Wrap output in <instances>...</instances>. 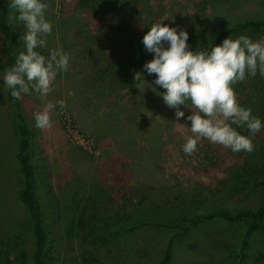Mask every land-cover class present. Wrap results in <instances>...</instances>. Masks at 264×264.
Returning a JSON list of instances; mask_svg holds the SVG:
<instances>
[{"label":"rangeland","instance_id":"rangeland-1","mask_svg":"<svg viewBox=\"0 0 264 264\" xmlns=\"http://www.w3.org/2000/svg\"><path fill=\"white\" fill-rule=\"evenodd\" d=\"M8 1L11 3V0ZM45 2L49 5L46 18L53 23L54 27L52 35L47 37L48 48L41 49V54L48 55L50 49L59 47L70 53V67L67 73L57 76L53 91L47 97L39 98L30 89L29 94H22L19 103L32 135L31 156L37 167L36 193L44 205L46 220L56 228L54 216L60 215L61 207L67 206L73 209L79 206L77 203H81L84 197L77 196L80 195V187H87L90 200L100 199L103 202L104 195L97 191V187L102 184L104 186L106 184L107 189L110 190L109 195L112 201L122 202V198H128L126 205L129 208L127 211L129 215L137 213L138 207L143 208V205L139 206L140 202L135 201L137 189L139 191L144 189L148 198L158 199L157 202L161 205L170 196L177 198V201H187L192 204L195 202L197 208L199 206L203 208L202 205L206 208L210 207L211 190H214L219 181L225 178L227 175L225 169L229 171L234 168L235 160L231 159L233 153L230 152L222 161L221 155L215 150L216 146H210L214 143L205 139L207 143H199L196 152L191 155L185 154L182 151V145L186 137L192 134L187 131L181 133L176 123L190 127L191 122L186 120V117L191 114V110L184 111L185 117L178 121L175 112L166 116L158 114L153 110L151 102L158 101L164 89L159 86L150 87L149 83H145L143 92L138 88L136 91L137 101L143 107L138 112V116L145 123L156 122V124L154 127L145 125L142 130L135 124L130 126V128H135L133 132L132 130L126 131L127 139L125 138L123 144H130L136 156L141 157V161H135L129 167L130 170L122 168L119 164L123 159L122 155L119 154L117 159L107 154L109 149L113 152L110 146L117 150L115 136L104 133L100 129L101 126L99 129L102 134L99 136L96 132V125L91 122L92 116L90 115L95 105L100 106V110H97L95 115H100L111 106L118 112L117 118L120 124L116 127L118 132L120 128L127 127L125 123L130 122L125 99L119 100V97L113 99L116 97L114 95L106 98V94L98 85L91 86L96 81L94 67L96 62L93 61L95 60L93 54L96 55V48H100L103 44V39L99 34L104 29V17L88 16L86 12H89L88 10L92 7V0H45ZM129 2L137 3L129 6L131 9L129 8L127 15L131 19L135 17L139 19V26L143 23L151 26L158 19H167L162 23L177 27L178 30L183 28L188 33V41L190 39V42L199 45H208V38L212 37V42L217 31L223 27L248 20H264V0H131ZM13 11L10 10L8 14V23L20 34L17 49L19 53L24 50L22 37L25 28L21 22L10 20ZM241 35H247L253 40H264V28L248 33L244 31ZM232 38L235 39V37ZM257 76L259 81L262 78L263 90H259L255 95L259 93L262 95L264 94V77ZM147 85L149 87L145 88ZM3 87L0 79V150L3 148L1 150L3 153L0 152V184L10 179L13 166L12 152L15 144V137L12 138V133L9 131L12 129L13 119L10 115V106L3 102ZM69 90H72L75 95L69 96ZM92 91H96L97 100L91 96ZM248 97L252 103L247 105L253 109L257 97H254L252 92H249ZM62 98L65 100V107L60 109L57 106L52 113V127L44 130L37 128L34 113L42 110L46 102L55 103ZM260 99L264 100V95ZM261 100L258 99V101ZM101 104L106 106L104 111H101ZM121 106H125V109H118ZM261 111L264 114V109ZM252 112L253 115L261 118L260 112L259 114L254 110ZM107 113L108 111L105 114ZM237 131L248 135L245 128H237ZM147 133H154L156 137L153 151L149 149ZM254 141L256 142L255 148L256 144L264 146V128L257 133ZM208 157L217 160L210 164ZM121 178V184L117 185ZM3 189L0 192V200L7 196L8 191L15 194L17 181L11 180ZM73 194L77 198L73 197ZM125 200L127 201L124 199V202ZM204 210L208 211V209ZM159 211V215H153ZM168 213L171 215L174 211H168ZM163 214L167 215L161 210H153L148 211L146 215L149 216L148 220L165 222L169 214L166 219ZM214 223L201 224L196 229H190L186 237L175 239L172 264H213L215 261H222L219 251L221 243L231 244L233 241L231 235L239 232L241 227L236 224L228 226V224ZM175 231L148 227L137 235L125 236L122 239L112 236L104 240L95 239L91 234L84 235L82 231L77 232L76 229L75 233L79 236L66 238L62 233H58L53 238L54 240L52 239L47 264H66L65 256L69 252L74 261L67 260L68 264H114L115 262L109 259L108 255L112 252L116 253L120 244L127 246L136 241H139L138 245L142 247V252L152 256V259L147 256L144 259L146 264H151L157 258L156 254H161L167 239ZM210 237L214 239L210 240L211 244H207ZM188 245L194 247L190 249ZM204 246L207 247L204 248ZM29 247L30 238L26 227L19 231L13 228L4 230L0 234V264L4 263L2 256L7 252H9L8 255L14 256V261L18 264L23 257V252L28 251ZM62 257H64V262H62ZM139 259L137 258L136 261L139 262ZM248 264H264V241L254 239L250 242Z\"/></svg>","mask_w":264,"mask_h":264},{"label":"trees","instance_id":"trees-1","mask_svg":"<svg viewBox=\"0 0 264 264\" xmlns=\"http://www.w3.org/2000/svg\"><path fill=\"white\" fill-rule=\"evenodd\" d=\"M129 1L131 0H92V7L88 10L89 12H86L90 17H104V29L103 31L100 29L101 32L99 34L103 39V44L100 48H96L97 54H93L95 56V60L93 61L96 62L94 64L96 81L91 86L96 87L98 85L103 90V93L106 94V98L114 95L116 97L113 99L117 97H119V100L125 99L128 114H130V122L125 123L127 127L124 129L120 128L118 132L116 130V127L120 125L117 118L118 112L111 106L109 109H106L105 104H101V111L106 110L100 115H95L97 110H100L98 104L93 106L90 112L92 116L91 122L96 125V132L99 136L102 134L100 129L104 133L115 136L117 150L110 146L113 152L109 149L107 150V154L109 157L117 159L119 158V154L122 155L123 159L118 163L122 168H126L127 170H130L129 167L135 161H141V157L136 156L130 144H123V141L127 139L126 135L128 133L126 131L132 130L133 132L135 128H130V126H134L135 124L141 130L145 125H152L154 127L156 124V122L145 123L139 119L138 112L143 107L137 101V87H135L134 73L136 71L141 72L143 79L147 84L149 83L150 87L156 88L157 86L152 82L156 79L155 74L149 75L143 69L144 63L153 58L151 53L145 51L142 43V38L149 30L150 25L148 26V24L143 23V25L139 26V19L136 17L131 19L127 15L131 9L129 6L137 4L134 2L130 3ZM9 5L8 0H0V79L3 85L2 77L4 71L15 63L20 43V34L15 29H12L8 23V14L11 10ZM260 28H264V20H248L229 27H223L217 31L211 43L213 45L220 44L223 39L229 36L236 38L244 31L248 33L257 31ZM187 43L193 51L198 45L190 42V39ZM200 46L206 47L207 45ZM257 75L255 78H248L236 84L235 92L239 95L237 98L240 105L246 108L250 107L247 105L248 103H252L250 97H248L249 92H252L253 96L257 97L254 103L255 107L252 110L259 114L264 109V100L260 99L264 94L261 95L259 93L255 95L259 90H263L262 78L259 81ZM149 86L147 85L145 88ZM3 92V102L10 106V115L13 123L11 122L12 129L9 131L12 133V138L15 137V144L12 152L13 166L10 179L0 184V192L13 179L17 181V189L15 194L8 191L7 196L3 200H0V202L2 201L0 203V232L2 233L4 230H8V228L19 231L23 227H26L28 230L30 247L28 251L23 252V257L18 264H47L50 245L56 234L62 233L66 238L79 236L75 233V229L77 232L82 231L84 235L91 234L95 239L99 240L112 236L122 239L125 236L137 235L144 229H148V227L176 230L167 239L161 254H156L155 257L157 258L151 264H172L174 258V240L186 237L190 229H196L197 226L207 224L208 222H215L214 224L218 225L228 224V226L236 224L241 227L239 232L231 235L234 242L232 241L229 245L221 243L219 251L221 252L222 261H215L213 264H248L250 242L254 239L264 241V146H257V144L255 150L251 153H234L231 150L226 151L222 145L210 144V146H216L217 149L214 147L213 149L218 151L221 155L220 157L223 159L222 161L232 152L231 159L235 160V162H233L234 168H231L229 171L225 169L227 175L219 181L218 186L214 190H211V201L209 202L211 206L206 208V206L202 205L208 211H205L200 206L199 208L195 207V202L193 205L192 202L177 201V198L170 196L161 205L157 202L158 199L148 198L144 193V189L140 191L137 189L135 201L137 203L140 202L139 206L143 205V208L140 209L138 207L137 213L129 215L127 212L129 208L126 205L128 198H122L123 201H118L119 203L114 200L112 201L109 195L110 190L107 189L106 184L105 186L102 184L97 187V191L104 195L103 202L100 199L97 201L90 200L87 187H80V185V195H76L78 197L84 196L81 203H77L79 206L77 205L73 209L67 206L61 207L60 215L56 214L54 216L56 221L55 228L54 225L50 224V221L46 220L44 205L36 193L37 167L31 156L32 135L26 125L24 111L19 100L13 98L10 90H7L5 86L3 87ZM91 96L94 97V100L98 99L96 91H92ZM258 99L261 101H258ZM151 103L153 110L158 114H162V116L175 112L174 109L165 105L162 97L158 101L155 100ZM124 107L121 106L118 109H123ZM180 109L186 111L188 108L181 105ZM106 111H108L107 114H105ZM95 118L96 120H94ZM261 120L264 122V114L262 113ZM99 126H101L100 129ZM120 131H122L121 134ZM153 134L147 133L146 137L148 139L147 142H149V149L152 151L156 144V137ZM202 143L207 142L205 139H202L200 144ZM1 150L0 152L3 153ZM208 159L210 164L215 163L217 160L211 157H208ZM118 181L117 185H120L122 178ZM84 189L86 192L83 193ZM77 196L73 194V197L77 198ZM240 197L242 198L240 199ZM124 199H127V201L125 200L124 202ZM186 204L188 205L186 206ZM198 205H200L199 202ZM153 210H161L166 212V214L168 211H174V213L171 215L168 213L169 217L167 219L168 214L166 216L163 214L166 219L165 222H157L148 220L149 216L146 215L148 211ZM156 214L159 215L160 211L153 215ZM214 235L216 236L217 234ZM213 239L212 237L208 238L207 244H211L210 240L213 241ZM138 243L139 241H136L127 246L120 244L117 252H112L108 255V258L113 260L114 264H146L144 261L145 257L147 256L152 259V256L142 252V247ZM188 247L191 249L194 246L188 245ZM199 247L203 248L200 245ZM206 247L204 246V248ZM8 253L2 256L4 259L3 264H16L14 256L8 255ZM137 258H140L139 262L136 261ZM62 259V262H64V257ZM65 259L66 264H68L67 260L74 261L70 252L68 255L66 253Z\"/></svg>","mask_w":264,"mask_h":264},{"label":"clouds","instance_id":"clouds-1","mask_svg":"<svg viewBox=\"0 0 264 264\" xmlns=\"http://www.w3.org/2000/svg\"><path fill=\"white\" fill-rule=\"evenodd\" d=\"M48 7L45 0H11L9 5L14 10L10 20L21 22L25 28L24 50L2 77L5 88L17 100L22 94H29L30 89L39 98L47 97L57 76L69 70L70 53L57 47L50 49L48 55L41 54V49L48 48L47 37L54 27L46 18ZM164 20H156L142 38L145 51L153 56L143 69L149 75L155 74L153 83L165 90L160 95L165 105L175 110L177 121L185 117L181 105L191 110L186 117L190 127L176 123L181 133L192 134L186 137L182 151L191 155L200 141L206 139L234 153L253 152L254 139L264 128V122L253 115L250 107L240 105L235 85L255 78L257 73L264 77V40H253L247 35L235 39L229 36L213 45L209 37L206 47L198 44L193 51L187 43V31L170 27L162 23ZM134 82L141 92L145 90L143 85L147 82L141 72L134 73ZM68 95L75 93L69 90ZM57 106L63 109L65 100L46 102L42 110L34 113L35 126L50 129ZM237 128H245L248 135Z\"/></svg>","mask_w":264,"mask_h":264}]
</instances>
